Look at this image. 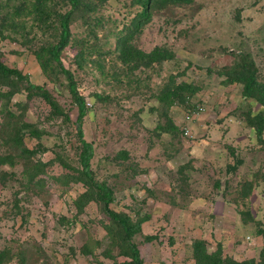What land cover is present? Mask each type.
Masks as SVG:
<instances>
[{
	"label": "rangeland",
	"instance_id": "rangeland-1",
	"mask_svg": "<svg viewBox=\"0 0 264 264\" xmlns=\"http://www.w3.org/2000/svg\"><path fill=\"white\" fill-rule=\"evenodd\" d=\"M95 2L94 19L84 5L74 12L60 60L85 101L93 178L110 189V210L139 223L131 240L142 263L195 264L201 241V254L264 264V105L235 78L246 70L264 88V0L153 9L130 43L171 58L136 67L118 58L114 34L131 27L138 5ZM3 25L0 61L21 78L0 75V264H131L101 193L79 176L68 80L36 59L59 31L30 18Z\"/></svg>",
	"mask_w": 264,
	"mask_h": 264
},
{
	"label": "trees",
	"instance_id": "trees-1",
	"mask_svg": "<svg viewBox=\"0 0 264 264\" xmlns=\"http://www.w3.org/2000/svg\"><path fill=\"white\" fill-rule=\"evenodd\" d=\"M104 0H102L103 2ZM134 4L139 7L138 13L135 15L132 21V25L126 28L123 32L114 34L117 42L116 48L119 50L118 58L126 65H133L134 67L139 66L143 61V64L149 65L150 63H156L164 60L170 59V53L164 51L159 47H154L150 52L145 53L144 51L134 47L130 42L133 34L138 30L143 22H146L151 17V12L157 7H161L163 4H182L189 2V0H132ZM1 4L0 2V22L4 24L6 28L15 30L16 27L23 26V20L30 18L35 25V28L43 31H59L56 39L53 42L47 44L43 49L36 52V59L43 70V72L51 78L56 76L58 73L66 76L68 83L67 89L75 102L78 114L76 117V131L78 134L81 151L79 154L80 160V170L79 176L81 181L87 186V191L90 190L101 193L103 208L106 214L109 216L112 225L119 230L122 234L121 242V252L123 255L130 258L131 264H143L140 259L139 249L136 244L131 240L133 233L138 231L139 223H131L125 217H121L119 214L110 210L108 204L111 201V191L104 183H98L94 180L93 174L90 168V159L92 158L93 148L91 143L87 142L83 138V132L81 128V122L83 117L86 115V105L83 97L78 93L76 83L73 76L69 70L64 68L61 60V51L69 44L71 39L70 32V20L75 11H77L82 5L85 10V6L88 7L87 14L92 17L89 19H94V12L97 3L95 0H61L60 3L67 6L66 11L60 12L56 7L54 8V3L51 0H4ZM87 11V10H86ZM49 19V21H48ZM19 22V24H18ZM57 22V26L55 23ZM18 24V25H17ZM96 28V27H94ZM78 57L83 58L84 52L79 50L77 53ZM89 55H92L91 53ZM237 71L238 74L235 78L243 82V92L244 96L251 95L253 92L260 93V102L264 105V88H259L256 83L255 77L251 73H245L246 70ZM0 75L3 77L8 76H18L21 78L20 73L17 70L8 68L0 61ZM30 88L38 89V87L29 84ZM173 92H167V96ZM169 97V96H168ZM45 98L50 100L47 95ZM52 104V108L56 109V103L49 101ZM57 110V109H56ZM262 125L256 126V131L261 133L262 127L264 125V120L256 115ZM17 135V134H16ZM21 139L19 136L16 140ZM37 175V172H35ZM31 173L28 174V184L33 181ZM79 204V203H78ZM112 227L116 232L117 230ZM201 241L194 242L195 250V264H235L233 261H226L221 258L219 251L211 254H201L204 245ZM201 248V249H200ZM19 264H24L23 262Z\"/></svg>",
	"mask_w": 264,
	"mask_h": 264
}]
</instances>
